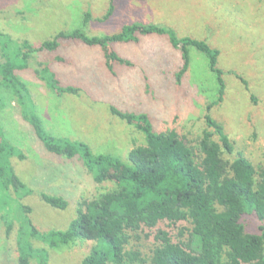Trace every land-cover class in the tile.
Returning <instances> with one entry per match:
<instances>
[{"label": "rangeland", "instance_id": "obj_1", "mask_svg": "<svg viewBox=\"0 0 264 264\" xmlns=\"http://www.w3.org/2000/svg\"><path fill=\"white\" fill-rule=\"evenodd\" d=\"M110 0H0V30L14 41L38 46L58 32L81 27L84 13L91 21L89 36L112 35L132 23L157 24L172 28L182 39L203 40L219 51L217 66L223 71V100L209 114L223 127L235 153L264 169V0H114L115 11L100 23ZM139 41L110 44L108 48L131 63L114 60L108 69L99 46L80 41H60L55 52H40L19 72L27 84L35 111L47 132L59 138L86 143L94 154H112L126 160L134 146L144 144L143 135L109 112L110 107L146 114L154 132L175 130L193 143L207 129L206 106L218 97L216 76L209 71L204 55L190 48V67L180 83L176 73L182 66L179 50L167 36L137 35ZM49 67L60 87L71 86L79 94L52 91L35 73L37 63ZM245 80L247 86L237 78ZM0 142L5 138L24 160L10 159L15 174L31 190L17 196L31 209L33 225L41 232L66 230L76 216L77 203L91 200L114 187L96 184L82 164L49 153L22 119L16 103L0 114ZM217 141V138H214ZM232 160L233 156H225ZM64 198L68 206L56 210L46 205L40 193ZM245 230L260 234L264 221L254 216L243 219ZM188 227L182 223L177 228ZM20 225L9 235L0 218V264H17L16 239ZM176 237L178 229L172 228ZM36 250H45L48 264H81L93 242H80L50 249L35 239ZM155 242L145 234L134 236L128 250L150 255ZM30 264H39L32 258Z\"/></svg>", "mask_w": 264, "mask_h": 264}, {"label": "trees", "instance_id": "obj_2", "mask_svg": "<svg viewBox=\"0 0 264 264\" xmlns=\"http://www.w3.org/2000/svg\"><path fill=\"white\" fill-rule=\"evenodd\" d=\"M114 11V0H110L97 21H108ZM90 21L91 14L86 12L80 28L60 31L38 46L14 41L0 30V114L9 103H16L22 119L46 151L66 160H78L94 183L114 185L91 200H80L66 230L41 232L29 218L30 207L17 198L29 195L31 190L17 177L10 159L24 160L25 156L4 138L0 142V218L7 235L14 223L20 225L17 264H30L32 258L48 264L47 252L34 249L30 239L50 249L76 241L93 242L81 264H264V227H260L262 233L253 234L243 224L249 215L264 221V169L257 170L248 158L235 153L223 127L209 114L222 102L225 90L223 71L217 66L219 51L203 40L180 39L172 28L157 24L132 23L116 34L89 36L85 28ZM137 35L167 36L171 46L179 50L182 66L176 73V83L189 70L190 48L206 57L209 71L216 76L218 97L206 106L207 129L202 135L190 143L175 130L157 133L146 114L110 107L111 115L134 126L144 138V144L132 147L124 161L112 154H94L86 143L47 132L27 84L18 74L27 69L29 60L40 52L57 51L60 41H80L88 47H101L110 70L112 60L131 66L108 47L120 42L137 43ZM35 73L52 91L79 94L78 88L60 87L55 74L41 62ZM236 76L247 86L243 78ZM224 155L234 157L229 160ZM39 196L53 209L62 211L68 206L60 196L45 192ZM182 223L188 227L177 228ZM172 228L179 231L176 237ZM140 234L155 242L148 256L127 249L132 238Z\"/></svg>", "mask_w": 264, "mask_h": 264}]
</instances>
